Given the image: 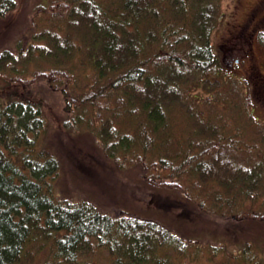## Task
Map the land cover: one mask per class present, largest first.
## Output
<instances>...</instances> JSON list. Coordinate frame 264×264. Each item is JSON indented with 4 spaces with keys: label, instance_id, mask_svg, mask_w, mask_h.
Wrapping results in <instances>:
<instances>
[{
    "label": "trees",
    "instance_id": "1",
    "mask_svg": "<svg viewBox=\"0 0 264 264\" xmlns=\"http://www.w3.org/2000/svg\"><path fill=\"white\" fill-rule=\"evenodd\" d=\"M43 1L51 16L41 39L0 50V264H183L189 243L173 222L61 195L51 185L61 162L37 140L57 91L65 126L90 127L102 153L122 163L137 149L142 162L165 148L170 111L185 110L182 141L166 146L177 150L151 163L225 197L263 191L264 160L232 162V137L186 103L192 90L191 102L210 98L205 81L225 64L210 39L221 0ZM15 7L0 0V18Z\"/></svg>",
    "mask_w": 264,
    "mask_h": 264
},
{
    "label": "rangeland",
    "instance_id": "2",
    "mask_svg": "<svg viewBox=\"0 0 264 264\" xmlns=\"http://www.w3.org/2000/svg\"><path fill=\"white\" fill-rule=\"evenodd\" d=\"M15 1V9L0 18V50L36 42L41 39L39 32L49 25L51 14L42 12L43 0ZM249 6L258 10L257 15H263V22L258 26L260 31H255L250 42L256 61L264 65V0H221L220 15L210 39L219 56L225 44L222 43L229 38L233 39L236 47L231 53H238V48L243 46V38L247 39L246 31L243 30L241 35L239 29L229 35L228 30L233 25L246 29L253 26L256 18L251 15L249 19L246 14L250 12ZM241 60L236 68L246 66L247 58ZM42 62L40 64H46L44 59ZM219 72H213L205 81L207 90L204 89V92L210 94V98H205L202 91L203 100L191 102L192 90L187 105L196 108L210 127H221V133L232 137L235 147H238L229 149L226 154L232 162H259L258 156L264 160V117L261 114L264 105L260 100L264 92L259 87L257 91L249 78H241L228 65L222 64ZM58 94V91L48 94L51 109L46 111L47 127L39 133L37 143L56 152L61 162L56 181H51L61 195L90 198L102 210L113 213L125 210L173 222L171 225L189 243L183 257H180L183 264H264V190H253L245 197L235 193L225 197L215 184L213 190H206L212 200L205 195L206 188L197 182L196 177L188 178L186 173L171 178L167 176L168 170H162L158 163H151L163 157L160 154L165 150H177L166 146L174 147L182 141L181 132L189 126L185 110L170 111L168 134L171 141L164 144L165 148L151 152L150 157L142 162L137 159V149L136 156L131 153L129 160L122 163L102 153L103 149L97 146L90 127L84 124L75 128L65 126L63 122L68 115H65ZM251 108H254L253 111ZM244 109L248 112L244 113ZM252 112L257 116H251ZM128 129L125 127L126 131ZM131 131V134L134 133ZM183 146L187 147L185 143ZM250 152L252 156H249ZM230 202L234 206L226 209ZM210 207L214 210L211 211ZM245 214L249 217L240 219ZM179 215L183 221H179ZM244 245L246 251L242 252L246 255L240 256L237 253Z\"/></svg>",
    "mask_w": 264,
    "mask_h": 264
},
{
    "label": "flooded vegetation",
    "instance_id": "3",
    "mask_svg": "<svg viewBox=\"0 0 264 264\" xmlns=\"http://www.w3.org/2000/svg\"><path fill=\"white\" fill-rule=\"evenodd\" d=\"M255 4H257V3H255ZM248 9L250 11L249 13L246 12V14H248L247 15L248 18L249 19L252 18L251 15H254V17L256 18L253 26L251 28L246 29L245 27H241V25H239V27H233L234 26L233 25L228 30L229 35L231 32H233L235 30H239V29H241L240 30L241 35H243V30L246 31L247 39L243 38L242 48H238V50H239L238 53H235V55H233L231 53V50L236 49V47L234 45L235 42L233 41V39L232 40L230 38L226 39L222 43V44H224V43L225 44L221 47L220 56H221V58L225 64H227L231 69L235 70L236 71L235 73L240 74L241 78H244V77L249 78V80L251 81V84L255 85V88L257 89V91H259V89H260L264 92V65L262 63H260V62L258 63L256 61L254 51L252 49V44L250 42V39L255 34V31H257V32L260 31V28L258 26L260 25L261 22H263V19H262L263 15H257L258 10L255 8H252L251 6H249ZM247 16H246V18H247ZM236 44H238V43H236ZM242 58L243 59L247 58V62L245 63L246 66L245 67L240 66V67L236 68V65L242 63V60H241ZM251 84H249L250 88H251ZM258 87H259V89H258ZM251 114L253 116H255L253 112ZM261 114L264 117V109H263V112Z\"/></svg>",
    "mask_w": 264,
    "mask_h": 264
}]
</instances>
